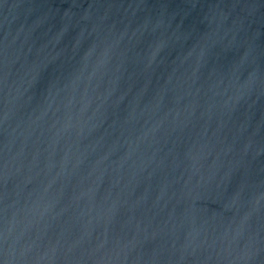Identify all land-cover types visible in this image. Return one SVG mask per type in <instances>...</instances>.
<instances>
[{
	"label": "water",
	"instance_id": "95a60500",
	"mask_svg": "<svg viewBox=\"0 0 264 264\" xmlns=\"http://www.w3.org/2000/svg\"><path fill=\"white\" fill-rule=\"evenodd\" d=\"M0 264H264V0H0Z\"/></svg>",
	"mask_w": 264,
	"mask_h": 264
}]
</instances>
